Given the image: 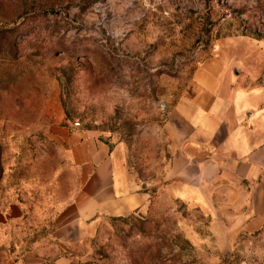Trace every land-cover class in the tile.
<instances>
[{
  "label": "rangeland",
  "instance_id": "1",
  "mask_svg": "<svg viewBox=\"0 0 264 264\" xmlns=\"http://www.w3.org/2000/svg\"><path fill=\"white\" fill-rule=\"evenodd\" d=\"M216 64L219 89L264 82V0H0V264L36 246L51 264H264V216L168 179L170 112ZM101 148L147 205L51 237Z\"/></svg>",
  "mask_w": 264,
  "mask_h": 264
},
{
  "label": "crops",
  "instance_id": "2",
  "mask_svg": "<svg viewBox=\"0 0 264 264\" xmlns=\"http://www.w3.org/2000/svg\"><path fill=\"white\" fill-rule=\"evenodd\" d=\"M226 72L227 66L221 64L199 71L191 93H184L170 112L175 167L168 179L176 198L188 201L198 193L199 203L214 210L225 195V202L239 200L247 219L258 218L264 216V82L245 83L252 77L250 71H242L237 80L219 89ZM103 151L79 196L69 204L74 214H59L51 237H73L97 216H123L147 205V190L120 191ZM18 261L51 264L37 246Z\"/></svg>",
  "mask_w": 264,
  "mask_h": 264
}]
</instances>
